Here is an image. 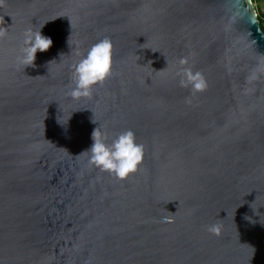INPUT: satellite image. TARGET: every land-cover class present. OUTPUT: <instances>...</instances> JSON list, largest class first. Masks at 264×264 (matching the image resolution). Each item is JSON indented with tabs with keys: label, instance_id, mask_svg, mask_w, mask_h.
<instances>
[{
	"label": "water",
	"instance_id": "1",
	"mask_svg": "<svg viewBox=\"0 0 264 264\" xmlns=\"http://www.w3.org/2000/svg\"><path fill=\"white\" fill-rule=\"evenodd\" d=\"M40 28L53 44L19 63L25 31ZM105 36L112 74L73 98L72 65ZM183 67L207 89L181 87ZM97 126L109 142L135 133V173L89 163ZM0 264H264L252 0H0Z\"/></svg>",
	"mask_w": 264,
	"mask_h": 264
},
{
	"label": "clouds",
	"instance_id": "2",
	"mask_svg": "<svg viewBox=\"0 0 264 264\" xmlns=\"http://www.w3.org/2000/svg\"><path fill=\"white\" fill-rule=\"evenodd\" d=\"M52 44V38L42 34L41 28L27 29L23 38V47L16 57L17 61L26 66H34L37 52L47 51ZM187 63L186 57L181 58V65ZM112 70L113 42L110 37L105 36L89 46L72 65L68 94L73 98L90 97L94 86L102 84L112 74ZM180 72L183 73L179 81L180 86L190 88L192 95L207 89V80L202 72H193L190 67H183ZM91 139L89 148L81 153L88 154L91 165L120 180L135 173L144 159V145L136 141L135 133L131 129L115 134L109 142L108 132L97 126L91 133ZM164 219L167 221L168 217ZM221 227L220 224H212L207 230L219 235Z\"/></svg>",
	"mask_w": 264,
	"mask_h": 264
},
{
	"label": "crops",
	"instance_id": "3",
	"mask_svg": "<svg viewBox=\"0 0 264 264\" xmlns=\"http://www.w3.org/2000/svg\"><path fill=\"white\" fill-rule=\"evenodd\" d=\"M253 2L257 16L264 21V0H253Z\"/></svg>",
	"mask_w": 264,
	"mask_h": 264
},
{
	"label": "trees",
	"instance_id": "4",
	"mask_svg": "<svg viewBox=\"0 0 264 264\" xmlns=\"http://www.w3.org/2000/svg\"><path fill=\"white\" fill-rule=\"evenodd\" d=\"M253 1V0H252ZM258 20L260 22V26H261V29L262 31L264 32V21L258 16Z\"/></svg>",
	"mask_w": 264,
	"mask_h": 264
},
{
	"label": "built area",
	"instance_id": "5",
	"mask_svg": "<svg viewBox=\"0 0 264 264\" xmlns=\"http://www.w3.org/2000/svg\"><path fill=\"white\" fill-rule=\"evenodd\" d=\"M253 4H254V2H253Z\"/></svg>",
	"mask_w": 264,
	"mask_h": 264
},
{
	"label": "rangeland",
	"instance_id": "6",
	"mask_svg": "<svg viewBox=\"0 0 264 264\" xmlns=\"http://www.w3.org/2000/svg\"><path fill=\"white\" fill-rule=\"evenodd\" d=\"M254 5V4H253Z\"/></svg>",
	"mask_w": 264,
	"mask_h": 264
}]
</instances>
